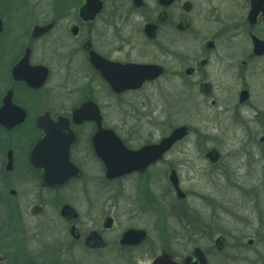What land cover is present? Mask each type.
<instances>
[{
    "label": "flooded vegetation",
    "instance_id": "1",
    "mask_svg": "<svg viewBox=\"0 0 264 264\" xmlns=\"http://www.w3.org/2000/svg\"><path fill=\"white\" fill-rule=\"evenodd\" d=\"M34 1L0 0V264H183L196 252L209 264L197 244L209 230L213 252L227 248L215 231L234 201L210 202L206 218L186 206L184 160L169 159L186 126L149 160L184 126L158 136L157 98L175 105L176 86L182 102L192 92L213 106L218 85H238L236 106L264 114L247 89L264 70V0H95L97 11L89 0ZM110 65L121 66V91Z\"/></svg>",
    "mask_w": 264,
    "mask_h": 264
},
{
    "label": "rangeland",
    "instance_id": "2",
    "mask_svg": "<svg viewBox=\"0 0 264 264\" xmlns=\"http://www.w3.org/2000/svg\"><path fill=\"white\" fill-rule=\"evenodd\" d=\"M29 1L36 4L34 0ZM28 10L33 14L31 8ZM171 88V100L174 98L175 105L170 106V102L167 105L163 99L157 98V133L159 136L180 125L188 128L187 138L169 156V159L184 160L183 167L179 169L186 206L206 218L210 213L207 206L210 202H220L226 198L234 201L224 205L230 208L231 214L223 210V225L215 231V237L225 235L227 248L221 254L214 253V239L208 238L209 230L205 231L204 240L198 244L192 243L209 251V264H264V230L258 225H264V141L259 140L264 137V114H253L249 108L236 106L240 91L238 85H218L213 92L216 102L213 106L210 101L204 102L192 92L190 99L182 102L178 98L180 89L176 86ZM247 89L251 93L249 102L264 110L263 69L254 71L247 82ZM110 110L109 114L114 111ZM115 112L112 114H118ZM128 122H132L131 117L127 119ZM246 132L252 133V144H245L248 142ZM212 148L220 155L217 165L205 158ZM158 174L160 195L166 183L162 178L163 172L159 170ZM236 240L241 242L240 247L236 246ZM249 240L253 241L250 246L247 245ZM174 249L180 253L182 244L176 243Z\"/></svg>",
    "mask_w": 264,
    "mask_h": 264
},
{
    "label": "water",
    "instance_id": "3",
    "mask_svg": "<svg viewBox=\"0 0 264 264\" xmlns=\"http://www.w3.org/2000/svg\"><path fill=\"white\" fill-rule=\"evenodd\" d=\"M90 4H94L96 11L99 9V4L94 3L95 0H89ZM141 68H147V67H141ZM137 69V68H136ZM110 73H114L115 74V81H113L110 77H106V80L109 82V84L111 85V87L116 91H121V76H118V72H121V66L120 65H110ZM123 87H127V86H123ZM247 97L246 92H242L240 95V102H243ZM187 134V128L185 126L176 128L169 137L161 140L159 142V144L157 146L152 147V156L151 158H149L150 161H155L157 159H160V157L162 156V154L177 140L185 137V135ZM38 146H36V150L38 149ZM141 152H127L125 155L126 159H132V160H136L139 159V155ZM212 154L213 152H210L207 157H211L212 158ZM215 156V155H214ZM217 158V156H215ZM216 158L211 159L212 161H215ZM132 166V165H131ZM129 165L130 168H135L134 165L131 167ZM170 182L173 185V187L175 188V192L179 197H184V195L181 193V191L179 190L178 186H177V182H176V178L175 175H171L170 177ZM194 262L191 261V259H187L186 261L183 262V264H206V261L202 255V253L196 252L194 254ZM153 264H177L175 262L171 261V258L168 255H162L160 256L158 259H156V261Z\"/></svg>",
    "mask_w": 264,
    "mask_h": 264
}]
</instances>
